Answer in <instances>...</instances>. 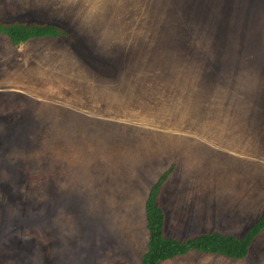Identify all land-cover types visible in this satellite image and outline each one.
I'll list each match as a JSON object with an SVG mask.
<instances>
[{
    "label": "rangeland",
    "instance_id": "obj_1",
    "mask_svg": "<svg viewBox=\"0 0 264 264\" xmlns=\"http://www.w3.org/2000/svg\"><path fill=\"white\" fill-rule=\"evenodd\" d=\"M0 264H141L166 234L242 237L264 212V0H0ZM160 264H264L190 252Z\"/></svg>",
    "mask_w": 264,
    "mask_h": 264
},
{
    "label": "trees",
    "instance_id": "obj_2",
    "mask_svg": "<svg viewBox=\"0 0 264 264\" xmlns=\"http://www.w3.org/2000/svg\"><path fill=\"white\" fill-rule=\"evenodd\" d=\"M0 34L6 36L13 46L32 40L47 38L70 39V32L57 24L0 20ZM173 163L152 185L145 204L149 240L141 264H160L190 252L216 254L241 260L250 254L255 240L264 230V212L247 230L244 236L229 235L217 230L203 232L195 237L179 239L166 234V213L161 203L164 185L173 174Z\"/></svg>",
    "mask_w": 264,
    "mask_h": 264
},
{
    "label": "crops",
    "instance_id": "obj_3",
    "mask_svg": "<svg viewBox=\"0 0 264 264\" xmlns=\"http://www.w3.org/2000/svg\"><path fill=\"white\" fill-rule=\"evenodd\" d=\"M162 197V196H161ZM162 203V202H161ZM164 209V208H163ZM165 211V210H164ZM166 213V212H165ZM218 231V230H217ZM224 257V256H223ZM228 258V257H227ZM175 259V258H174Z\"/></svg>",
    "mask_w": 264,
    "mask_h": 264
}]
</instances>
